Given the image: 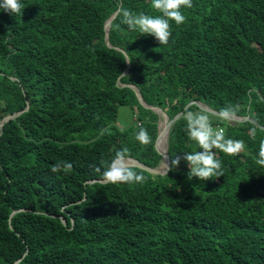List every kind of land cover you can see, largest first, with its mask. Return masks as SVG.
I'll return each mask as SVG.
<instances>
[{"label": "trees", "instance_id": "obj_1", "mask_svg": "<svg viewBox=\"0 0 264 264\" xmlns=\"http://www.w3.org/2000/svg\"><path fill=\"white\" fill-rule=\"evenodd\" d=\"M20 2L21 16L0 10V264H264V0H192L165 45L116 12L157 15L149 0ZM191 101L257 123L207 112L244 144L215 149L223 176L189 181L181 160L164 176L132 167L142 183L88 182L125 147L159 166L155 110L171 119ZM122 106L135 117L126 126ZM185 126L169 129L170 160L199 150ZM59 161L72 169L53 173Z\"/></svg>", "mask_w": 264, "mask_h": 264}, {"label": "clouds", "instance_id": "obj_2", "mask_svg": "<svg viewBox=\"0 0 264 264\" xmlns=\"http://www.w3.org/2000/svg\"><path fill=\"white\" fill-rule=\"evenodd\" d=\"M149 2L151 9L158 13L157 15H149L143 11L135 12L124 7L122 3L117 5L116 12L121 18V23L126 25L129 30L137 31L142 36H152L158 41L159 45H165L169 42L172 34V23L174 22L177 26L185 23L186 16L181 9L192 8V0H149ZM23 9L24 6L20 0H0V10L13 16H21ZM124 62L130 64L132 60L126 58ZM236 111L237 106L229 104L220 110V115L227 117ZM182 119L186 125L185 132L188 139L194 142L199 150L185 152L182 156L176 155L170 160V165H167V171L177 168L183 160L188 168L186 175L189 181L193 178L206 181L213 179V177L223 176L222 161L218 159L215 149L222 150L229 155H235L244 148L243 142L226 138L223 127L213 125L210 115L203 110L186 108L182 114ZM213 126L221 127L222 130H218ZM106 131L107 129L101 130L100 135H104ZM253 136H255V133H253ZM135 140L147 145L151 142V137L148 131L141 126L135 133ZM129 159V150L125 147L116 150L111 159L102 160V176L105 181L109 183H142L145 177L133 170L128 163ZM255 162L260 166H264V139L259 141ZM72 167L73 165L70 162L59 161L52 166L51 171L53 173L67 172Z\"/></svg>", "mask_w": 264, "mask_h": 264}, {"label": "water", "instance_id": "obj_3", "mask_svg": "<svg viewBox=\"0 0 264 264\" xmlns=\"http://www.w3.org/2000/svg\"><path fill=\"white\" fill-rule=\"evenodd\" d=\"M115 14H113L105 23L106 36L108 35V29H109L110 20L112 19V17L115 16ZM106 41H107V39H106ZM135 93H136L137 99H138V101L140 103H142L144 106H148L149 108L154 109L153 107H151V106H149V105H147V104H145L143 102L142 97L140 96V94H139L137 89H135ZM192 104H195L196 106L199 107V109H201L203 111L209 112V113L214 114L216 116L224 117V116L220 115V112L214 111V110L208 108L207 106H205L203 103H200V102L191 101L188 104H186V106L184 107V110L186 108H188ZM155 111H156L157 115L159 116V119H158V133H157V137H156V140H155V149L162 156V163L159 166L153 167V168L147 166L146 164H144V163H142V162H140V161H138V160H136L134 158H130L128 163L132 167L140 168L142 170L147 171L150 174L164 176L165 174L168 173L167 165H170V159H169V155H168V152H167L168 132H169L170 127L174 124V122L178 118H180L182 116L183 112L182 111L179 112L177 115H175L171 119H168L167 117H166V119H163L161 114H160V111H158V110H155ZM18 114H20V112L5 117L3 119V121H2V123L7 121L8 119L14 118ZM225 118L226 119H230V120H234V121H239V122L249 121V122H253V123L256 124V122L252 118H250L248 115L247 116H238V115L232 114V115L227 116ZM161 138H164V148L163 149H161L159 147V140ZM88 182L89 183H91V182L107 183L105 181V179H94V180H90ZM15 212H17V211H13L12 214H14Z\"/></svg>", "mask_w": 264, "mask_h": 264}, {"label": "rangeland", "instance_id": "obj_4", "mask_svg": "<svg viewBox=\"0 0 264 264\" xmlns=\"http://www.w3.org/2000/svg\"><path fill=\"white\" fill-rule=\"evenodd\" d=\"M162 115L164 116L163 119H166V116L164 114H161V116ZM134 121H135V117L131 116L130 109L128 107L122 106V107L119 108V110H118V119H117V123L116 124L122 125V126H126V125H128V124H130L131 122H134ZM256 125H257V123H256Z\"/></svg>", "mask_w": 264, "mask_h": 264}, {"label": "bare ground", "instance_id": "obj_5", "mask_svg": "<svg viewBox=\"0 0 264 264\" xmlns=\"http://www.w3.org/2000/svg\"><path fill=\"white\" fill-rule=\"evenodd\" d=\"M159 144H160V146H161V149H163V148H164V138H161V139L159 140Z\"/></svg>", "mask_w": 264, "mask_h": 264}, {"label": "built area", "instance_id": "obj_6", "mask_svg": "<svg viewBox=\"0 0 264 264\" xmlns=\"http://www.w3.org/2000/svg\"><path fill=\"white\" fill-rule=\"evenodd\" d=\"M214 128L218 129V130H222L221 127H218V126H213Z\"/></svg>", "mask_w": 264, "mask_h": 264}]
</instances>
